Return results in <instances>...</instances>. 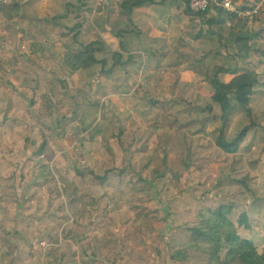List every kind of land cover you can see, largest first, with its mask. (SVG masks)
I'll use <instances>...</instances> for the list:
<instances>
[{
    "label": "crops",
    "instance_id": "obj_1",
    "mask_svg": "<svg viewBox=\"0 0 264 264\" xmlns=\"http://www.w3.org/2000/svg\"><path fill=\"white\" fill-rule=\"evenodd\" d=\"M11 1L18 5L19 14L13 20H7L0 13V83L18 90L12 94V103L16 106L25 103L19 91L35 89L38 91L35 100L39 104H53L49 111L44 109L46 114L61 121L53 131L37 136L36 148L43 138L47 140L40 156L30 154L35 147H31L33 140L29 133L0 131V169L14 171L8 177H0V230L17 234L8 237L7 241H0V264H97L102 261L91 257L93 249L88 248L89 244L82 247L78 241L83 237L79 236L80 233L90 232L88 226L80 231L82 222L76 219L77 216L81 218L80 203L78 213L69 209L77 225L74 229H65L64 235L68 237L57 246L43 249L39 245L41 239L51 238L56 242L61 235L60 226L68 206L65 209L60 206L64 196L59 195L60 184L62 187L63 184L58 176L82 188V179L92 184L90 179L93 177L89 172L95 173L103 168L108 170L104 186L117 176L115 184L121 187L126 184L124 178L130 172L135 176L134 180L139 178L144 182L145 187L141 190H145L140 196L147 198L154 181L138 176L144 145L127 142L132 133L122 131L124 127L119 122L136 120L137 103L131 104L128 97L137 95L141 83L146 87L155 85V82H149L147 74L143 75L139 65L145 71L165 65L166 58L157 59V48L170 49L174 37L189 44L191 19L200 27L210 15L203 20L195 17L189 12L186 0H150L124 9L119 7L121 0ZM252 2L236 3L248 7L254 4ZM244 21L235 17L225 19L235 32H243L246 28L252 32ZM213 42L222 44L217 36ZM91 43L96 49L93 52L96 63L70 74L61 61L64 54L83 52ZM229 49H233V54L237 53L234 45L231 44ZM143 78L148 81L142 82ZM30 83H34L33 86H26ZM49 87L56 90V97L52 96ZM86 100L98 103V116L103 110L114 130L122 131L118 139L110 141L112 155L107 154L99 137L89 139L87 132L79 131L78 119ZM123 141L120 151L125 155L116 158L119 166L110 172L115 151ZM30 161L36 162V166H28L30 170L38 169L36 178L26 176L22 170ZM41 166H45V171ZM79 166L88 168L83 177L77 176ZM49 174L52 177L47 176ZM136 191L137 188L131 194ZM128 193L121 195L125 197ZM81 197L84 202L92 199L84 193ZM125 201L131 202L120 197L117 214L127 218L128 208H123L122 204ZM107 202L102 194L92 209L85 208L84 214L91 211V217L95 214L102 218L104 213H98L96 209L104 207ZM157 208L158 204H154V209ZM147 209L152 210L150 205ZM105 250L106 243H103L100 251ZM84 254L89 256L84 257Z\"/></svg>",
    "mask_w": 264,
    "mask_h": 264
},
{
    "label": "rangeland",
    "instance_id": "obj_2",
    "mask_svg": "<svg viewBox=\"0 0 264 264\" xmlns=\"http://www.w3.org/2000/svg\"><path fill=\"white\" fill-rule=\"evenodd\" d=\"M243 1L236 0L238 3ZM252 3H254L252 5L261 3V10L251 19L243 18L244 22L253 31L259 28L264 29V1L253 0ZM192 20L189 44L188 41L174 37L171 40L170 49L157 48V59L166 58L165 65L147 71L139 65L140 70L144 72L143 75L147 74L149 82L153 81L155 85L146 87L141 83L137 95L128 97L131 104L137 103L136 120L119 122L124 127L122 131L132 133L129 137L131 140L127 142L141 143L146 147L150 144L151 131H153L149 126L153 125L154 121L159 124L164 123L165 127L170 126L171 122L173 124L170 129L174 131H178V128L184 129L191 148V166L180 182L176 183L170 176H151L142 170L144 161L141 159L138 176L154 181L148 189L151 193L149 192L147 198L140 196V193L145 190H141L145 187L144 182H140L139 178L134 180L135 176L130 172L124 178L126 184L121 187L115 184L117 176L106 186H101L91 177L92 184L89 185L85 179H82V188L79 184L76 185L80 186V193L92 198L84 203L87 208L94 206L102 194L108 200L107 206L96 209L98 213H104L102 218L95 214L91 217V211L88 215L83 213L81 218L78 216L76 218L77 222L81 221L83 225L80 226V231L87 226L90 229L88 233H80L79 236L83 237L78 241L81 242L82 247L86 243L89 244L88 248L93 249L91 257L102 261L97 264H205V257L199 253H190L183 262H171L169 256L185 242L188 228L194 223L198 208L220 203L233 204L231 219L238 234L249 239L259 252L264 249V150L262 149L264 144V64L260 68L259 81L254 87L250 100L252 120L256 126L249 130L239 150L226 153L216 146L213 138V130L222 126V117L218 105L210 102L208 75L215 66L238 72L253 69V56L242 59L241 52L239 53L238 50L233 54L231 52L233 49L227 50L228 48H224L220 42L215 43L214 40L208 39L203 25L199 27ZM237 24L240 23L237 22ZM178 29H181L180 26ZM200 32L202 34L195 38ZM178 45L191 48L194 54H180L176 49ZM259 47L264 50V42L260 43ZM262 61L264 63V59ZM231 76V73L220 74L222 80H227ZM145 80L143 78L142 82ZM33 84L26 86H33ZM16 91L18 90L6 83H0V131L29 133L33 140L31 147H35L30 154L34 156L36 155L34 142L39 141L37 136L44 135L45 131L56 129L61 119L46 114L45 108H42L43 104L35 100L38 93L35 89L19 91V96L21 95L25 103H19L16 106L12 103V94ZM207 103H211V106H206ZM169 114L175 120L172 121V117L167 116ZM226 118L225 135L228 140L248 123L246 115L238 106H234ZM124 120H126L125 117ZM124 142L115 151L114 164L110 166V172L119 166L116 158L125 155L120 151ZM171 156L176 163L178 158L173 152ZM31 162L24 164L22 170L26 176L36 178L38 169H28L31 164L36 166V162ZM86 169H88L86 166H79L80 173L77 176L83 177ZM104 171L106 169L102 168L95 170V173L103 175ZM13 172L11 168L0 169V177H8ZM136 188V194H131ZM126 192L128 195L122 197L121 194ZM59 195L64 196L61 198L60 206L67 208L69 201L61 184ZM120 197L121 200H131L130 204L126 201L122 203L123 208H128L127 218L117 214ZM154 204H158L157 209H154ZM149 205L152 210L147 209ZM69 209L78 213L77 207H69L68 211L71 213ZM64 212V215L68 216V212ZM141 212L149 213L147 222L142 223L141 219L134 221ZM241 212L247 215L250 229L241 225L239 221ZM101 219L103 220L100 221ZM165 228L166 231H163ZM16 236L17 234L10 231L5 233L0 230V241H7L8 237ZM103 243H106V250L100 251V245ZM88 256L89 254H84V257Z\"/></svg>",
    "mask_w": 264,
    "mask_h": 264
},
{
    "label": "trees",
    "instance_id": "obj_3",
    "mask_svg": "<svg viewBox=\"0 0 264 264\" xmlns=\"http://www.w3.org/2000/svg\"><path fill=\"white\" fill-rule=\"evenodd\" d=\"M147 1L150 0H121L119 7L124 9ZM0 13L7 20H13L19 14V7L11 0L0 1ZM193 15L201 20L210 15L206 21L203 20L205 23L202 24L208 39L214 40L217 36L222 41L224 48H228L231 44L234 45L239 53L241 52L240 58L242 59L253 56V69L238 72L222 66H215L208 75L209 99L211 103L218 105L222 117V126L213 130V138L218 148L226 153H233L239 150L249 130L256 126L252 120L250 100L254 87L259 81L260 68L264 64L262 61L264 50L259 47V44L264 42V29L252 32L245 29L243 32H235L225 23V19H231L234 16L218 9H210L204 14ZM201 34V32L196 34L195 38H198ZM93 44L87 45L83 52L64 54L61 61L70 74L78 70H86L96 63L93 55L96 49ZM176 49L180 54H194L191 48H185L183 45H178ZM221 73H231L232 76L227 80H222L220 78ZM49 89L51 93L53 92L52 96L56 97V90L53 87H49ZM94 102L85 101L84 110L78 119L79 131L87 132L89 139L99 137L107 154L112 155L110 141L118 139L122 131L114 130L103 110L98 116V103ZM211 103H207L206 106H211ZM51 105L53 104H43L47 111L50 110ZM234 106H238L243 110L248 123L232 139L228 140L225 135L226 117ZM167 116L172 117L170 114ZM173 120L175 119L172 117ZM152 124L150 125V128L153 129L150 145L141 147L144 150V163L141 168L151 176H170L178 183L191 166V148L187 133L181 128H178V131L171 130L170 127L173 124L171 122L170 126L166 125V127L164 123L159 124L157 121ZM46 144L47 140L43 138L36 148L35 154L37 156L43 155ZM262 149L264 150V144ZM172 152L178 158L176 163L172 160ZM45 169V166H41V170L45 171ZM107 173L108 170L104 171L102 176H99L93 171L89 172L101 186L105 184ZM47 176L52 177L51 174ZM58 178H60L59 181H62V190L64 188L69 201L68 206L79 209L78 204L80 203L82 207L79 216L82 217L86 208L84 203L86 202L81 197L79 187L70 184L60 175ZM232 213V203L200 206L194 216V223L188 228L185 242L172 252L169 256L170 261L183 262L189 257L190 253H199L205 257V264H264V249L259 252L249 239L238 234L237 228L231 219ZM148 216L149 213L141 212L134 221L141 219L142 223L147 222ZM239 221L244 228L250 229L248 217L244 212L239 214Z\"/></svg>",
    "mask_w": 264,
    "mask_h": 264
},
{
    "label": "built area",
    "instance_id": "obj_4",
    "mask_svg": "<svg viewBox=\"0 0 264 264\" xmlns=\"http://www.w3.org/2000/svg\"><path fill=\"white\" fill-rule=\"evenodd\" d=\"M187 8L192 14H204L210 9H218L227 14L233 15L236 19L249 18L251 19L255 15L259 14L261 10V3L256 5H249L241 7L237 5L235 0H186ZM68 216H65L64 221L60 226L61 235L57 238V241H52L51 238H44L39 241V245L45 249L51 246L59 245L65 238L64 233L66 228H76L75 217L68 211Z\"/></svg>",
    "mask_w": 264,
    "mask_h": 264
}]
</instances>
